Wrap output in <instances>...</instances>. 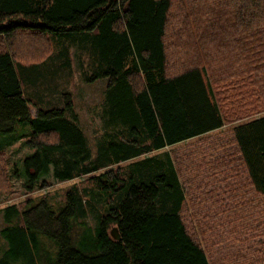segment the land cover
Instances as JSON below:
<instances>
[{
	"label": "trees",
	"instance_id": "16d2710c",
	"mask_svg": "<svg viewBox=\"0 0 264 264\" xmlns=\"http://www.w3.org/2000/svg\"><path fill=\"white\" fill-rule=\"evenodd\" d=\"M69 36H93L104 68L86 79L109 78L110 124L118 131L101 135L96 153L70 94L65 106L34 116L20 76L51 59L55 41L67 55ZM19 124L31 126L26 143L35 149L24 160L28 192L50 185L41 178L52 166L58 180L88 176L90 186L70 187L59 210L46 198L7 205V257L25 264H215L183 215V179L195 195L210 185L207 175L201 181L205 159L187 163L207 149L223 151L207 160L231 200L222 212L264 240V0H0V134L13 135ZM166 147L177 151L154 153ZM9 188L0 151V192ZM91 212L95 225L86 221ZM247 246L222 258L241 256L234 262L241 264Z\"/></svg>",
	"mask_w": 264,
	"mask_h": 264
},
{
	"label": "rangeland",
	"instance_id": "374dc122",
	"mask_svg": "<svg viewBox=\"0 0 264 264\" xmlns=\"http://www.w3.org/2000/svg\"><path fill=\"white\" fill-rule=\"evenodd\" d=\"M55 42L53 57L47 60L46 63H40L41 66L33 70L31 68L25 69L26 73L24 75L19 68L25 94L32 102L34 116H36L39 109L65 106L64 93L70 94L71 99L74 101V111L78 117V124L87 136L90 149L93 153H96L100 136L118 131L117 126L110 124L112 122L111 108L107 98L109 78L108 76H100L94 80L86 79L97 75L104 68L101 58L99 57L100 60H97L95 57L93 36L82 42L75 41L71 36L64 38L63 44L70 50L67 55L62 54L64 46L57 41ZM33 72L35 73L34 78L32 77ZM67 115L71 117L70 112ZM228 127L223 130L228 131L231 126ZM31 134L32 128L29 124H19L15 133L11 136L0 134V151L5 152L10 176V188L0 192V264L6 260H8V264L26 263L22 257L14 259L6 256L5 251L9 248V243L2 235L1 230L7 226L4 211L7 205L16 204L18 207L24 208L28 200L36 202L40 198H46L54 209L59 210L64 205L66 193L70 187L77 185L82 189L90 186L88 176L77 177L69 181L58 180L54 175V166H52L50 172L41 178V181L45 180L50 185L28 192L25 188L27 174L24 160L35 152V149L29 147L26 143ZM10 137H13V139H10ZM189 143L194 146L197 144L196 140ZM170 149L173 152L177 151L176 148L166 147L154 153H162ZM195 149L197 150V148ZM218 151H209V149L204 153L197 151L196 158L188 159L187 163L191 164L194 161L197 167L205 159L203 164L200 165L201 181L204 182L205 175L209 176L211 181L210 185L203 184L201 186L200 191L196 193L197 197L190 184L183 179L187 193L183 215L189 227L195 230L197 239L206 248L210 259L215 264L237 263L241 256H234L229 260L222 257H228L236 253L240 245H249L239 251L240 253L242 251L241 255H244V260L240 261L241 264H264V254L260 251L264 248V240L263 236L259 235V229L255 227L252 235H250L244 231L245 228L242 225L243 222L239 220L240 217L234 215L231 218L222 212L224 208L231 204V200L228 198L227 192H222V189L226 188L223 175L218 174V172L215 173V170H210L213 166L208 164V161L213 162L218 154H223L222 150ZM202 154H205L203 158ZM197 201L199 204L195 205L193 202ZM60 204L62 205L59 207ZM96 215V212L89 213L86 221L95 225ZM256 236L259 238L254 239ZM237 237L238 240H236ZM46 242L51 250V242ZM252 244L258 245V248L251 246ZM53 247L56 248L55 245ZM259 251L260 253H258ZM256 256H259V259Z\"/></svg>",
	"mask_w": 264,
	"mask_h": 264
},
{
	"label": "water",
	"instance_id": "95a60500",
	"mask_svg": "<svg viewBox=\"0 0 264 264\" xmlns=\"http://www.w3.org/2000/svg\"><path fill=\"white\" fill-rule=\"evenodd\" d=\"M111 235H112L113 238H115V239H120V238H121V236H120V234H119V231H118V228H117V227H113V228L111 229Z\"/></svg>",
	"mask_w": 264,
	"mask_h": 264
}]
</instances>
